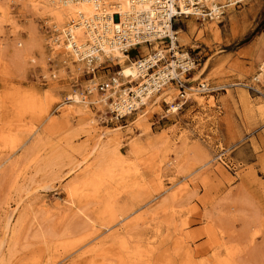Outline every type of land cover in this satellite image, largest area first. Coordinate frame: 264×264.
<instances>
[{
	"label": "rangeland",
	"instance_id": "rangeland-1",
	"mask_svg": "<svg viewBox=\"0 0 264 264\" xmlns=\"http://www.w3.org/2000/svg\"><path fill=\"white\" fill-rule=\"evenodd\" d=\"M29 1L0 0V264H264V0L182 20L190 87L214 92L119 121L87 90L118 61L65 65Z\"/></svg>",
	"mask_w": 264,
	"mask_h": 264
},
{
	"label": "built area",
	"instance_id": "built-area-1",
	"mask_svg": "<svg viewBox=\"0 0 264 264\" xmlns=\"http://www.w3.org/2000/svg\"><path fill=\"white\" fill-rule=\"evenodd\" d=\"M228 1L210 0L207 5V0H130V6L122 13H108L102 6H93L92 19L82 21L92 40L78 47L68 32L65 43L86 66H93L101 56L104 63L111 61L106 55L107 50L117 49L128 56L131 49L150 48V53L132 63L135 80L128 77L123 82L116 72L95 88L102 94H113L109 95L108 103L110 117L115 121L143 112L154 98L171 89L177 92V97L172 103L164 99L161 103L167 108L166 115L175 114L188 101L186 93L192 88L189 78L197 64L194 53L183 49L179 43L182 20L191 16H197V21L201 22L219 20L230 4ZM256 83L261 86L258 81ZM193 90L199 95L215 91L205 83L198 84Z\"/></svg>",
	"mask_w": 264,
	"mask_h": 264
},
{
	"label": "bare ground",
	"instance_id": "bare-ground-1",
	"mask_svg": "<svg viewBox=\"0 0 264 264\" xmlns=\"http://www.w3.org/2000/svg\"><path fill=\"white\" fill-rule=\"evenodd\" d=\"M96 1H97V4L94 3L95 2L94 0H71V1L38 0L34 2L29 1L32 4V8H34L37 11H41L43 14L42 16L46 17V20H47L46 24L50 30V33L52 34V38L54 42V45H52L55 51L54 55L60 56V58L62 59V62L65 63V65L70 66L74 64V65H77L79 68H82V65L84 67H87V69L93 68V66H86L84 63H82V60L79 58V56L74 55L69 50L68 46L65 43L68 37V32L78 47H83L87 44V42L92 40L89 38V34L86 33L82 21L85 19L86 20L92 19V17L94 16L93 6H102L107 10L106 12L108 13H115V12L122 13V12H125L128 9V6H130L131 4L130 0H96ZM209 1L210 0H207L206 2L207 5L209 4L208 3ZM238 2H241V0H238ZM228 3H230L228 5V7H230V5L233 3V0H229ZM145 7L147 8V6ZM208 7H211V6H208ZM191 18H194L195 22L198 20L197 16H191ZM215 19L217 18L215 17ZM195 22L191 24L193 27L194 33L196 31L198 32L199 35H203L205 32H207L208 27L205 24H201L202 26L201 28V26H199ZM205 23L207 22L205 21ZM15 46L16 47L14 48V51L16 53H23L27 49L26 44L24 43L22 47V44L19 41L15 44ZM154 49H156V46ZM131 52H133L132 49L129 50V56L122 54L117 49H113L110 51L107 50L106 52V55H108L112 60L118 61L117 65L120 68V71L118 72H119V75L123 78V80H126L128 77H131L130 80H135L136 78L135 70H133L132 68V62L129 61V57L134 56V55L133 56L131 55L132 54ZM104 61L105 60L102 56L99 57V61L97 62V65L100 63H103ZM255 61L259 63L258 74L256 76V80L261 84V87H262V85L264 86V59L258 56L255 58ZM89 84L90 85L87 87L88 94L89 95L93 94V102L99 104L100 102H97L98 92L95 88L96 84L93 81L90 82ZM188 91L193 92L195 90L190 88L188 89ZM171 93H173V91L170 90L158 96L155 102L153 103V106L157 104L158 101L161 99H164L165 102L172 100ZM109 95L113 96V94H110L109 92L101 95L104 98L103 101L106 102L104 107L110 106L108 103ZM68 98L74 106H79L80 104L87 103V102H84V100H82L81 97L77 95V93L73 95H69ZM148 110L150 109L148 108ZM143 116H139L138 120H141ZM103 135L104 134H101L100 137ZM69 192H70V195L73 196L72 193H74L75 191L73 192L70 189ZM17 203H16V207H18ZM9 207H7L6 209V214L8 215V217H10L14 212L12 210L10 211Z\"/></svg>",
	"mask_w": 264,
	"mask_h": 264
},
{
	"label": "crops",
	"instance_id": "crops-1",
	"mask_svg": "<svg viewBox=\"0 0 264 264\" xmlns=\"http://www.w3.org/2000/svg\"><path fill=\"white\" fill-rule=\"evenodd\" d=\"M183 34V33H182ZM185 35V34H184ZM186 37H187V35H186ZM186 40H187V38H186Z\"/></svg>",
	"mask_w": 264,
	"mask_h": 264
}]
</instances>
